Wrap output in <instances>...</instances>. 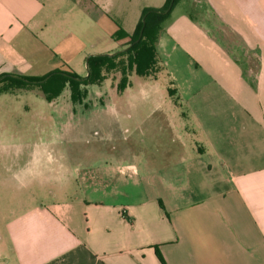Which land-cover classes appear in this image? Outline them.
I'll return each instance as SVG.
<instances>
[{"label": "crops", "instance_id": "crops-1", "mask_svg": "<svg viewBox=\"0 0 264 264\" xmlns=\"http://www.w3.org/2000/svg\"><path fill=\"white\" fill-rule=\"evenodd\" d=\"M155 1L0 0V74L84 77ZM155 50L157 73L70 109L115 155L23 161L46 197L6 225V264H264V0H189Z\"/></svg>", "mask_w": 264, "mask_h": 264}, {"label": "rangeland", "instance_id": "rangeland-1", "mask_svg": "<svg viewBox=\"0 0 264 264\" xmlns=\"http://www.w3.org/2000/svg\"><path fill=\"white\" fill-rule=\"evenodd\" d=\"M188 3L189 0H180L164 24L176 12L188 10ZM152 5L161 9L164 3L155 1ZM122 49V46H118L112 53L120 52ZM121 72L123 73L124 69L121 71L119 68L109 73L108 78L112 77L101 86L83 87L88 92L84 102L90 107L108 105L109 100L106 95L118 91ZM87 74L88 72L82 78L87 77ZM115 75L119 76V80L113 79ZM150 82H153V79ZM63 93L61 98L51 103L47 102L40 94V90L35 87L16 90L12 93H0V246H5L4 249H0V264H6L4 255L6 257L9 255L6 253L7 243H5L8 222L23 207L41 203L46 197L40 192L41 186L27 189L18 183L16 173L20 168L24 170L26 162L23 161H27L28 157L41 160L52 157L62 160L61 157H65L67 162L64 165L77 166L84 165L87 158H91L88 162L93 160L95 162L115 155L113 151L105 152V144L102 143L104 140L94 136L97 131L101 134L108 133L107 129L102 130L103 125L100 120L87 112L84 116L71 115L72 107L82 106L72 103L69 87L65 88ZM99 93L103 94V99L99 98ZM51 107H63L70 115L56 114ZM86 119L89 120L86 121ZM111 149L113 150L112 146ZM19 155L23 158L21 162L17 161ZM56 166L57 164L54 163V167ZM41 171L45 169L41 168Z\"/></svg>", "mask_w": 264, "mask_h": 264}, {"label": "trees", "instance_id": "trees-1", "mask_svg": "<svg viewBox=\"0 0 264 264\" xmlns=\"http://www.w3.org/2000/svg\"><path fill=\"white\" fill-rule=\"evenodd\" d=\"M179 1L167 0L161 9H145L132 35L120 29L113 39L126 41L123 49L113 55L90 56L87 77L82 78L73 71H57L45 77L0 74V86L2 85L0 93H12L16 90L35 87L40 90L42 97L51 103L61 96L65 88L69 87L71 100L73 104H76L82 102L87 96V90H84L83 87L102 83L107 79V74L119 70V68L121 71L124 69V72H121L118 91H124L131 74L147 77L158 72L155 44L164 23Z\"/></svg>", "mask_w": 264, "mask_h": 264}, {"label": "water", "instance_id": "water-1", "mask_svg": "<svg viewBox=\"0 0 264 264\" xmlns=\"http://www.w3.org/2000/svg\"><path fill=\"white\" fill-rule=\"evenodd\" d=\"M112 55H113V54H112ZM112 55H110V56H112ZM89 58H90V57H88V58H87V60H86V65H87V72H88V74H87V75H89V69H88V61H89Z\"/></svg>", "mask_w": 264, "mask_h": 264}]
</instances>
